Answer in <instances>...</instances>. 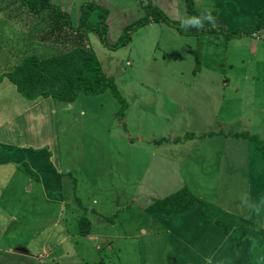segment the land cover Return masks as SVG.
<instances>
[{
    "label": "rangeland",
    "instance_id": "rangeland-1",
    "mask_svg": "<svg viewBox=\"0 0 264 264\" xmlns=\"http://www.w3.org/2000/svg\"><path fill=\"white\" fill-rule=\"evenodd\" d=\"M37 1L58 7L74 29L81 5L89 2L107 9L109 43L116 42L125 27L144 15L149 2L170 20H189L186 12H180L181 6L175 5L178 0ZM97 21L94 11L85 31L71 32L70 39L77 40L81 34L83 44L96 56L105 76L113 78L129 105L125 122L131 136L124 134L115 117L120 104L110 91L97 96L81 94L72 104L54 101L56 131L51 142L57 149L62 173L59 178L51 176L45 189L36 181L40 173L30 174L25 164L18 166L6 185V177L0 178V228H3L0 247L10 249L22 244L30 255H40V261L56 262L59 261L54 258L55 253L59 254L56 242L69 232L75 254L70 259L63 255L60 264H80L84 260L101 264H161L156 255L168 256L174 247L163 225V219L172 221V218L164 213L161 220L154 217L149 209L155 211L156 206L148 196L162 198L172 190L164 187L172 182L171 174L177 175L173 182H188L207 203L222 202L233 212L242 213L247 192L244 159L248 141L241 135L255 136L264 146V28L254 35L242 33L252 28L228 29L241 32L231 39L213 33L211 37L216 44L205 46V52L199 48L197 57H192L190 47L173 40L176 30L162 23L156 27L163 30L147 29L139 34L138 28L130 32V44L117 50L108 49L92 32ZM48 25L47 14L33 20L19 0H0V73L27 56L47 58L67 50L69 45L48 37ZM195 57L202 67L212 65L214 75L208 76L198 69L199 65L193 71ZM200 79L205 81L199 82ZM228 80L224 86L222 82ZM189 134L193 138L188 139ZM129 137H134L132 148L125 145V140L130 142ZM166 137L175 138L174 143L187 144H165ZM161 138H165L161 144L150 142ZM164 149L176 150L177 156L189 153V159L180 160L179 172L173 173L179 162L171 165L169 161V170L164 169ZM205 161L210 163L209 168ZM186 162L190 168L185 166ZM253 162L263 163L256 158ZM69 196L102 212L107 221L95 220V231L105 233L101 234L104 238L117 240L110 245L104 240L85 245L92 251V260L85 259L89 251L80 236L84 235L80 232L85 224L79 225L88 215ZM228 207L224 206V210L228 211ZM10 216L17 218L22 228L14 220L9 221ZM56 218L59 223L55 226ZM144 231L151 235H144ZM112 233L120 237L110 236ZM123 238L126 240L122 242ZM65 242L62 247L69 253ZM95 245L102 249L94 252L91 248ZM45 254L50 256L45 258ZM25 260L0 252V264H23Z\"/></svg>",
    "mask_w": 264,
    "mask_h": 264
},
{
    "label": "crops",
    "instance_id": "crops-1",
    "mask_svg": "<svg viewBox=\"0 0 264 264\" xmlns=\"http://www.w3.org/2000/svg\"><path fill=\"white\" fill-rule=\"evenodd\" d=\"M175 5L177 7L181 6L180 12H186V16L189 20L198 18L201 19L206 26L213 25L218 30L230 31L228 29H235L237 27L253 28L258 20L257 14L264 9V0H178ZM29 16L33 20L37 19L38 21L37 17L34 18L31 15ZM157 25L158 23L153 22L142 28L140 27L136 32L140 34V32L147 29L152 32L154 28L163 30L162 27H156ZM175 34L173 40L179 45L190 47L193 52L192 57H194V55L197 57L196 51L198 52L200 50L199 48H201V51L204 50L205 52V46H214V44H216L214 39H212L213 37H211L213 33H203L198 36H184L177 32H175ZM48 37H52V35L50 34ZM131 42L130 40L128 44ZM203 43L204 46L202 45ZM144 45L145 43L143 42L142 48H144ZM211 51L213 52L214 48L211 49ZM196 57L193 71H197L201 68L208 76L214 75L212 73L214 70V68H211L212 65H204V67H202L200 60H197ZM198 65L199 68L197 69L196 67H198ZM202 81L204 82L205 80L199 82ZM228 82L229 80L222 82V84L226 86ZM207 85L210 86L209 84ZM212 85H214V83ZM192 87L198 86L194 85ZM128 107L129 105L127 103V107L123 112L122 121H119L116 115L115 117L120 124L123 123L125 125V128H123L121 124L124 134L131 136L126 123L127 121L125 122V118L128 114ZM55 112H57L56 106L51 98L26 101L16 92L14 85L6 80L0 83V178L6 177L5 185L7 184V179L13 177L15 175L14 171H18V166H23L22 164L27 165L32 172L36 171L40 173V177L36 179V181L40 182L44 189L49 187L48 182L51 176L60 177L62 172L60 163L58 162V152L51 142L56 131L54 125ZM184 130L186 131V129ZM198 131L203 133L202 129ZM169 137H166L168 138L167 142H163L165 138H161L159 141L150 140V142H154V144H161L163 142L169 145L176 144L180 146L187 144L185 141L174 143L175 138L169 139ZM129 139V143L125 140V145H127L126 148L134 147V137H129ZM247 141L248 142L245 141L247 152H245L244 159L246 165L245 184L247 192L242 213L233 212L230 207L222 205V202H218L219 204L207 203L193 190V188H191L188 182H182L181 180L180 182H173L177 175H170L172 182H169V184L164 187L173 189L165 192V196L185 187L197 198L200 200L202 199L201 201L208 207V215L211 219L231 224L233 227H223L216 223L208 222L201 213V205L197 203L185 212L171 214L170 218H172V221L163 219V225L165 226L170 243H172L174 247L172 249L173 251L171 250L172 253L168 254V256L162 253L156 255V260L161 261V264H264V236L255 231V228L264 230V155L261 151L257 150L254 140ZM145 151L147 152L149 150ZM163 151L165 152V157L162 159V164L165 170H169V161H171V165H175L179 162V167L176 168L173 173L179 172V168L182 165L180 164V160L183 162L185 158L189 159L190 156L189 153L187 155L177 156L176 150L165 151L164 149ZM253 158L262 160L263 163L256 164L253 162ZM187 162H191V160H187ZM187 162L185 166L190 168ZM205 165L208 168L210 167V163L207 161H205ZM70 178L71 177L68 176V179ZM28 182L29 180H26V183ZM31 189L27 191L29 192ZM148 197L152 199V196ZM67 198H70L71 202L79 205L80 209L88 215L87 217H83L89 222V226H86V228L84 227V229L88 228V231L85 235L79 234L84 238L83 241L81 239L84 247L85 245L99 244L101 240H104L107 245H110L112 242H117L116 238L107 239L104 238V235H101L105 233H98V231H95L97 228L95 226V220H97L98 223H102L104 220L107 221V218L102 216V212L97 210L90 203H81L80 199H78L79 202L77 203L74 196H69ZM65 199L66 198H64V200ZM132 199L133 196L131 201ZM93 202L92 204L96 203L94 199ZM224 206L228 207V211L224 210ZM151 210L153 209H149L150 212H154V217L158 220H161L160 215L164 216L157 207L154 209L155 211ZM118 212L116 211V213ZM58 217H61V213L58 214ZM8 220L12 221L14 219L10 216ZM14 222L15 225H18V228H22L23 224L17 221V218ZM58 223L59 220L56 218L53 225L56 226ZM67 226H69V224ZM1 230H3V228H0V231ZM67 233L56 242L57 246H59L56 247L58 248L59 254L55 253L54 258L59 259V261H61L63 255L70 259L72 254H75L71 246L75 245L74 240L71 238V234L69 232ZM143 234L146 236L151 235L145 231ZM112 235L119 236L118 233H112L110 236ZM87 237L89 239H87ZM124 240L126 239L123 238L122 242ZM64 241H66L65 244L67 243L69 253L62 247ZM186 243L190 247H188ZM126 245L127 243L124 246ZM89 248L90 247H85V249L89 251L85 259L92 260L93 255ZM50 249L48 248V250ZM91 249L96 252L101 250L102 246L95 245V247ZM1 251L9 253L11 256L25 257L27 260H25L26 263L23 264H60L59 261H40L38 259L40 255L38 257L30 255L29 249L23 247L22 244H17L15 248L10 249H2L0 247V252ZM163 252H165V250H163ZM197 252L201 253V255L195 257L194 253ZM44 256L46 258V256L49 257L50 255L45 254ZM54 258L53 260H55ZM166 261L168 262L165 263ZM80 264H101V261L87 263V261L84 260Z\"/></svg>",
    "mask_w": 264,
    "mask_h": 264
},
{
    "label": "trees",
    "instance_id": "trees-1",
    "mask_svg": "<svg viewBox=\"0 0 264 264\" xmlns=\"http://www.w3.org/2000/svg\"><path fill=\"white\" fill-rule=\"evenodd\" d=\"M27 14L34 18H40L47 14L49 21L48 35H52L54 41L70 47L62 52L47 58H40L35 55L27 56L9 70L0 73V83L6 79L15 86L16 92L26 101L51 98L53 101L72 104L78 97L83 95L97 96L110 91L113 98L120 104L116 116L119 121L123 120V112L127 103L120 95L113 78L105 76L100 63L91 50L83 44L82 35L77 40H71L70 33L84 32L90 15L97 11V23L93 26L92 32L97 36L100 43L111 50H117L128 44L130 32L150 23H162L172 27L180 35L198 36L202 33L222 34L225 38L238 37L241 32L218 30L213 25L206 26L201 19L187 21L170 20L165 14L151 2L144 7V15L131 25L124 28V32L114 43L107 41V25L105 23L108 11L94 3H86L80 7L78 25L72 28L69 18L51 3L37 0H19ZM258 20L249 31L242 33L254 34L255 31L264 28V9L258 14ZM72 30V31H71ZM1 50V49H0ZM123 128L125 125L121 123ZM247 140L256 141V148L264 155V146L255 136L241 135ZM193 138L191 134L186 136ZM185 137V138H186ZM236 137H240L236 134ZM30 174H34L29 171ZM165 215L178 214L187 211L195 203L201 205V213L208 222L216 223L223 227H233L221 221L212 220L208 215L206 204L197 198L189 189L181 188L176 192L162 198L151 199ZM89 226L87 219L82 218L79 225ZM242 227V226H241ZM88 229V228H87ZM255 231L264 236V230L255 228ZM80 234H86L85 229ZM46 264V263H38ZM55 264V263H53Z\"/></svg>",
    "mask_w": 264,
    "mask_h": 264
}]
</instances>
